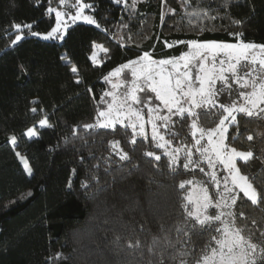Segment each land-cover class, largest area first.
<instances>
[{"label": "trees", "instance_id": "1", "mask_svg": "<svg viewBox=\"0 0 264 264\" xmlns=\"http://www.w3.org/2000/svg\"><path fill=\"white\" fill-rule=\"evenodd\" d=\"M83 2L92 5L86 13L99 28L75 22L61 42L24 28L13 44L15 24L49 32L56 18L48 10L61 0H0V264H205L224 227L200 224L187 194L193 180L209 184L206 166L188 163L184 154L173 164L172 155L129 126L99 127V113L109 105L105 77L145 52L157 60L179 57L193 39L264 45V0ZM97 46L105 52L95 58ZM142 88L139 97L161 108ZM220 112L177 115L163 131L172 146L190 148L193 121L213 128ZM45 117L52 127L39 128ZM31 127L38 137L25 134ZM227 135L229 147L253 153L239 167L264 193V118L237 114ZM209 192L217 194L212 185ZM230 195L236 202L221 220L239 231L245 247L256 245L259 257L264 201L253 205L237 189Z\"/></svg>", "mask_w": 264, "mask_h": 264}, {"label": "snow or ice", "instance_id": "2", "mask_svg": "<svg viewBox=\"0 0 264 264\" xmlns=\"http://www.w3.org/2000/svg\"><path fill=\"white\" fill-rule=\"evenodd\" d=\"M63 3V0H61ZM119 2V0H117ZM92 7V5L82 4L77 10L76 15L71 17L73 23L77 20L82 19L85 23L90 25H95L99 28V24L91 17L83 15V8ZM49 13L55 12V26L51 28L47 34L41 36L37 31H32L33 25H20L15 24L14 28L17 31L15 39L12 41L13 44L20 42L24 36L22 35L23 29L27 28L29 30L28 35L32 37H39L44 40H62L64 38V29L68 27L67 23L62 19L63 13L56 11L54 8H49ZM187 46L192 49L190 53L180 58V61L176 60H152L147 52L144 53L139 60L129 61L127 64H122L120 68H117L114 73L110 75L118 76L123 69L131 68V75L135 79L133 80V88L131 91V99L136 102H140L139 98L135 95L137 90L143 91L139 81L142 79L143 84L147 88L151 89V92L155 93V99L162 102V104L167 108L170 114H179L183 116L184 113H188L190 116H195L196 113L194 109L197 108H219L221 110L220 115L222 118L219 119L218 124L213 128H199V137H197V124L195 121L192 123V136L195 138V144L198 146L197 151L204 156L208 162L209 167L215 168L217 164L223 165L224 169L228 172V176L224 177L225 192L231 193L233 189L238 188L239 192L242 193L243 198H247L253 205L258 202L264 201V193H257L253 188V185L248 182L247 177L241 175V168L237 166V161L247 162L253 155L251 151H241L237 150L235 146L229 147L231 140L229 139V125H237V113L243 114L245 117H262L264 118V81L259 84L255 80L248 81L245 80L243 76H240L237 72V66H240L241 71L249 67L252 64L259 63L261 69L264 70V45H256L251 43H217V42H199L197 39L190 40ZM258 50V51H257ZM219 59L220 68L216 69L217 58ZM241 61H247V64L241 65ZM195 62V63H193ZM211 65V68L206 65ZM227 64V68L224 65ZM198 65V67H197ZM197 67V74L195 81L192 79L191 68ZM171 68V70H169ZM183 68V71L180 69ZM23 70V65L21 66ZM255 69H253L254 71ZM72 73L77 72L76 67L71 68ZM225 72H230L232 78L240 83L241 88L251 87L250 92L241 91L239 93L240 98L243 103H236L234 100H230L228 96L224 95L226 89L230 93L231 86L228 84L229 77L225 75ZM247 75V73H245ZM107 79V77H105ZM221 81V87H216V81ZM198 82V87L196 83ZM79 83V81H77ZM116 87V85H113ZM111 95V93H109ZM147 95V93H145ZM223 96V99H221ZM115 99V97H114ZM184 104L190 105L189 108H185ZM36 108L32 109V112H36ZM124 111V104L116 103L109 105L107 112H100L99 117L103 118L102 121H98L99 127L108 128L112 125L120 123L124 116L122 115ZM155 109L149 110L150 120L152 123V139L157 140L158 132L157 125L153 122L151 118L152 112ZM127 113L130 118H134L135 121H140L143 119L138 111H133L129 105L127 108ZM171 118L161 117L162 120L167 121ZM184 123H187L185 119ZM39 128H50L52 125L49 123L47 117L39 119ZM86 127L91 128L93 125H86ZM130 127L135 132L137 128V123H131ZM139 134H144L145 125L139 123ZM28 138L38 137L39 132L36 127H31L27 129L25 133ZM173 138L174 137H170ZM207 139V147L201 144V140ZM161 136L159 140H163ZM247 139L251 141L252 136H248ZM228 140V144L225 141ZM10 143L12 145L16 144V137H12ZM155 147L165 148L166 143H160L157 141ZM152 157L154 153L151 151L149 153ZM19 156V153H17ZM124 154L120 155V158ZM191 153L189 152V157ZM154 159L160 160V156H154ZM26 160L21 158V163L24 165L25 171L28 175L32 174L31 168L25 166ZM175 155L172 158V163L175 164ZM191 162V161H190ZM187 168V164L184 165ZM203 171V169H201ZM212 180L216 181L217 187H219V181L215 171H213ZM229 179L231 180L233 188H228L227 184ZM182 188L185 187L184 184L181 185ZM223 199V197H222ZM229 199L233 203L236 202V196H230ZM191 200V197H189ZM200 200H197V207L203 208L207 212L208 208L211 206V198L207 194V190H204V194ZM219 205H217L218 207ZM225 206L227 202H225ZM193 215V213H191ZM190 215V216H191ZM224 215L223 212L212 215H205L203 219L199 215H196V219L200 224H205L206 222L220 221L221 217ZM231 215V213H230ZM221 232V229H217ZM215 239V238H214ZM219 245L218 248L213 249V255L206 258L205 264L211 261V264H257V259L264 260V249L261 250L259 257L256 254L257 246L251 243H247L246 247L243 237L240 235L239 231L231 232L227 225L224 226L221 232V238L217 240ZM227 249V251H225Z\"/></svg>", "mask_w": 264, "mask_h": 264}, {"label": "rangeland", "instance_id": "3", "mask_svg": "<svg viewBox=\"0 0 264 264\" xmlns=\"http://www.w3.org/2000/svg\"><path fill=\"white\" fill-rule=\"evenodd\" d=\"M61 4H62V6L55 8V10L60 11L64 14L62 19L68 25V27L66 29H64V32H63V35L65 37V34H66L68 28L73 24L71 17L76 15L77 10L79 9L80 5L85 4V3L83 2V0H63V3L61 2ZM87 8L88 7L83 8V13H82L83 15H87V13H86ZM55 18H56V13H55ZM78 21H83V20L80 19V20H77L76 22H78ZM43 35H45V34H43ZM43 35H41V36H43ZM62 40H54V41L61 42ZM47 41H51V40H47ZM207 42L227 43V42H218V41H207ZM104 50L105 49L102 46H97L94 57L97 58L100 54L105 52ZM191 51H192V49H190L188 47L186 52L184 54L180 55L179 57L165 59V60H173L174 59V60L179 62L181 57L185 56L187 53H190ZM149 56L151 57L152 60H157L151 54H149ZM139 58H137L135 60H139ZM220 58H222V57L217 58V64H216L217 70L220 68V64H219ZM193 63H195V62H193ZM247 63H248L247 61H241V65L247 64ZM206 66L211 68L210 64L206 65ZM197 67H198V65H197ZM197 67L191 68L193 81H195V77L197 74ZM224 67L227 68V64H225ZM253 69H255V70L253 71ZM115 70L116 69H114L112 72H110V74L114 73ZM169 70H171V68H169ZM180 70L183 71V68H181ZM237 72L240 76H243L245 80H248V81L255 80L257 82V84H259L261 81H264V70L261 69V66L259 65V63L252 64L249 67L244 68L242 71L240 69V66L238 65L237 66ZM245 73H247V75H245ZM110 74L107 76V79H106L108 82V85H109V90L107 93L108 103H109V105L116 104V103L124 104V111L122 113V115L124 116V119L120 123L112 125L110 127H114L116 125H123V126H129L130 127L131 123L135 122V123H137V128H136L134 133L139 134L140 133L139 123H143L145 125L144 134H139V135H141L143 137L152 138V123L149 122V120H150L149 110L155 109V111L152 112V114H151V118H153V122L158 126L157 127V132H158L157 140H154V141L156 143H157V141H159L160 143H166V147L162 148V149H164L167 154L172 155L171 156L172 158L175 155L176 161H179L181 155L184 154L183 156L186 158L188 163H190V161H195V162H198V166H200L201 163H204V165L206 166L204 170H205L206 175L208 176L207 181L209 182V184H207V182L202 183V182L193 180L190 183V189L188 190V194H187L188 201L193 206L194 215L195 216L199 215L201 219H203V217L205 215L214 216L216 214H219L220 212H223L225 215V212H226V210L229 209V206L232 203V200L229 199V197L231 196L230 193L225 192L224 177H227L229 174L224 169V166L217 164L214 169L209 167L206 158L204 156H202L199 151H197L198 146L195 144V138H194V143L190 148H183V147L177 148V147H174L171 145L170 141L165 136V133L163 130L165 128H167L168 123L172 120V118L179 115V114H175V108H174V114H170L168 112L167 108H165V106L162 104V102L155 99V93L154 92H152L154 94L153 97L157 102L158 101L161 102V104H162L161 108H160V106H156L154 104L155 102L153 103V102H151V100H148L145 102V100H143V98H141V96L139 97V93L141 92V90H137L135 93V95L139 98L140 102L133 101L131 99V91L133 88V80L135 78L132 77V75H131V68L123 69L118 76L110 75ZM225 75H227L229 77L228 84L231 86V92L230 93H232L235 89H237L235 91H237L238 93H236L235 91H234V93L238 94V95L230 94L227 91V89H226L224 95L228 96L230 100L236 101V103H238V104L243 103V100L241 98H240V101H237V99L239 98V93L241 91L250 92L252 90L251 87L241 88L240 83H237L236 80L232 78V74L230 72H225ZM139 83H140L141 87H147L146 85L143 84L142 79L139 81ZM113 85H116V87H113ZM196 86L198 87V82L196 83ZM221 86H222L221 81L217 80L216 81V87L220 88ZM150 91H151V89H150ZM109 93H111V95H109ZM114 97H115V99H114ZM221 99H223V96H221ZM159 102H158V104H160ZM109 105L102 112H107L109 109ZM129 105L131 106L133 111H138L141 114V116L143 117L142 120L137 122V121H135L134 118H130L128 116L127 108ZM184 107L189 108L190 105L184 104ZM198 109L199 108L194 109L195 113L198 111ZM184 114L189 115L188 113H184ZM237 114H240V113H237ZM170 115H171V118L168 119L167 121L161 119V117H169ZM102 119L103 118L98 117V119H97V125L98 126H99L98 121H102ZM195 123L197 124L196 121H195ZM199 128H201V127H199V125L197 124V137L196 138L199 137V132H198ZM192 131H194L193 128H192ZM161 136L164 138L163 140H159V137H161ZM225 143H226V141H225ZM201 144L204 145L205 147H207L208 146L207 145V139L205 138L204 140H201ZM237 150H239V149H237ZM241 151H243V150H241ZM189 152L191 153L190 157H189ZM19 158L21 161V158H23V157L19 156ZM23 159L25 160V158H23ZM239 162L240 161L238 160L237 161L238 167H239ZM21 165L24 168L23 163H21ZM25 166H27V162H25ZM213 171H215V173H216L217 180L219 181V187H217L216 181L212 180L211 174L213 173ZM241 175H243V174L241 173ZM210 185L214 186V188L216 190L217 194L215 196H213L209 192ZM227 187L230 189L233 188L230 179L228 181ZM236 189L239 190L238 188H236ZM204 190H207V194L211 198V206L208 208L207 212H205V210L203 208L198 209L197 203H196L197 200H200L201 203L203 202L201 200V197L204 194ZM189 197H191V200H189ZM222 197H223V199H222ZM225 202H227L228 206H225ZM217 205H219V206L217 207ZM223 223H222L223 227L225 225L230 226L229 223H227V224L226 223L223 224ZM208 264H211V261H208Z\"/></svg>", "mask_w": 264, "mask_h": 264}]
</instances>
